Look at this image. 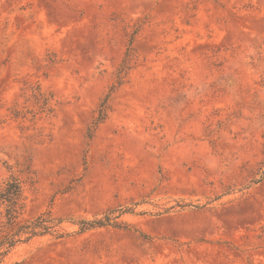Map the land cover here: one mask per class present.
I'll return each instance as SVG.
<instances>
[{"label": "rangeland", "instance_id": "374dc122", "mask_svg": "<svg viewBox=\"0 0 264 264\" xmlns=\"http://www.w3.org/2000/svg\"><path fill=\"white\" fill-rule=\"evenodd\" d=\"M26 84L55 111H0V183L61 223L0 264H264V0H0V106Z\"/></svg>", "mask_w": 264, "mask_h": 264}, {"label": "trees", "instance_id": "16d2710c", "mask_svg": "<svg viewBox=\"0 0 264 264\" xmlns=\"http://www.w3.org/2000/svg\"><path fill=\"white\" fill-rule=\"evenodd\" d=\"M133 61V54L130 50L126 54L123 64L118 72L114 89L121 86L130 70V64ZM26 88L21 94L25 98V103L18 101L13 102L11 106H0V111L4 109L7 112L6 118L16 121H29L31 126L35 127L40 121H48L54 114V106L52 104L54 98L37 84H26ZM107 99L102 103L99 110L98 122L103 121L107 117ZM28 103L32 104L31 106ZM5 123L4 117L0 116V128ZM25 128V127H24ZM44 134L39 137L44 138ZM50 137V135H49ZM0 207L3 208L2 216L5 222L1 223L0 230V260L2 261L8 256L12 250L20 244L27 243L36 237L52 235L55 228L61 223L52 217L50 211H45L37 217L24 221L23 212L26 207V198L24 195L23 182L15 175H11L7 180L0 183ZM109 218L105 216L103 220L82 221L80 231L84 232L92 228L103 227L108 223ZM115 227L132 230L138 233L143 239L151 240L152 237L144 234L140 230L134 228L126 222L114 223ZM59 238L64 237L63 234H57Z\"/></svg>", "mask_w": 264, "mask_h": 264}]
</instances>
